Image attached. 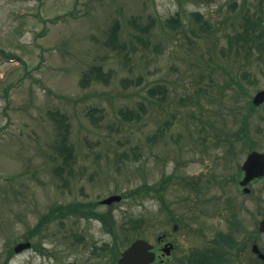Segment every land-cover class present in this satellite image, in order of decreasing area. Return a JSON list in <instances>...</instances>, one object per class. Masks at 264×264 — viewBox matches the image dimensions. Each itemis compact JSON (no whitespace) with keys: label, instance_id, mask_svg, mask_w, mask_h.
Instances as JSON below:
<instances>
[{"label":"rangeland","instance_id":"rangeland-1","mask_svg":"<svg viewBox=\"0 0 264 264\" xmlns=\"http://www.w3.org/2000/svg\"><path fill=\"white\" fill-rule=\"evenodd\" d=\"M243 16L258 26L237 43ZM261 28L264 0H0V49L13 56L0 55V264L50 207L71 201L111 209L130 241L165 233L164 264L214 233L240 241L258 230L264 178L249 193L237 181L250 145L264 151V102L249 108L264 88ZM243 72L242 92L227 82ZM246 112L249 142L228 144ZM61 115L70 164L54 148ZM159 184L160 195L124 196ZM110 194L122 199L99 203ZM110 239L96 219L54 218L8 264H107L90 249ZM238 253L236 264L251 263L249 245Z\"/></svg>","mask_w":264,"mask_h":264},{"label":"trees","instance_id":"trees-1","mask_svg":"<svg viewBox=\"0 0 264 264\" xmlns=\"http://www.w3.org/2000/svg\"><path fill=\"white\" fill-rule=\"evenodd\" d=\"M244 18V22L245 24H241L242 26V30L239 32H236V36L235 39L237 41V43L239 41H243V42H247L251 39V35L253 34V30L256 26H258V23H251L253 22V20L251 18H249L248 16H243ZM170 21H177L176 17H172V19L169 20ZM153 23H148L145 27L149 28L150 26H152ZM260 24V23H259ZM262 28L259 30L261 31ZM117 25H114L113 27H111L110 31H109V41L111 43H113L116 40L117 37ZM256 34V32H254ZM260 37L261 39H264V30H262L260 32ZM256 46L259 47H263L264 46V40H259L255 43ZM246 45H242L239 44L237 46V48H248V50H251L252 45L249 44L248 47ZM0 55L2 57H6V58H13V56L8 55L4 50L0 49ZM261 60V59H260ZM264 64V58H262L261 60ZM90 74H93L94 77L98 76L100 77V72H99V68L98 67H93L92 70L89 72ZM88 73H86L84 75V81L86 80V76L89 78L90 76L87 75ZM247 77V74L245 72L239 73L238 75H236V77H230V80L227 82L228 85L233 83L236 86H238L241 91H244V87L242 85V80ZM6 93V92H5ZM255 106H253L251 103H249V108L252 109ZM249 116V112H246L244 114H242V118H241V123L239 125V127L233 132L234 134V138L233 135L231 134L229 136V133L227 134L226 138L224 140L228 141V144L230 142V144H232L236 139H237V135L240 134V138L243 139V137L246 136L245 140L249 142V125H248V117ZM64 116L61 115L60 119L56 121V123L58 124V136L59 139H57V143H60L59 145H57V143L54 145V148L56 150H58V153L61 155L62 157V161L63 163H68L70 164L69 160L72 157V147L71 145L67 142V134L66 132H62L63 129V125L64 123ZM251 148L253 147L252 145H250ZM231 151V149H230ZM185 181V179H184ZM161 184L153 187V186H146V187H140L137 188L135 190L130 191L129 193H125L124 196L126 195H137V194H148L150 191H153L155 193H159V190L161 188ZM97 203L93 202V201H71V202H67V203H59L56 205H53L52 207L49 208V210L43 214L41 217H39L38 221L35 223V225L33 227H30L28 230V234H26L24 236L25 240H28L30 238V235L37 232L38 230H40L48 221H50L51 219L54 218H58L61 221H65V219H69L70 217H74L76 219H80V218H92V219H96L98 221H100L102 223L103 229L106 233H108L111 237L110 241H103L101 243H97V242H93L90 252L91 258H94L95 260H97L100 263H104L106 262L107 264H117V258L120 255V250L121 247L126 245L127 243H129L130 239L128 240L127 238V234L128 231L126 230V228L124 227V224H121L119 229L116 226V220L114 215L112 214L111 209H107L106 211H99L97 208ZM133 219H130L129 221L131 222ZM140 222H137V225H139ZM130 227L128 228H136V226L129 224ZM126 230V231H125ZM32 247H37L36 244L32 243ZM14 251L12 250H8V254L5 257V259L3 260V262L1 264H8V261L11 259V256L13 255ZM97 264V263H95Z\"/></svg>","mask_w":264,"mask_h":264},{"label":"flooded vegetation","instance_id":"flooded-vegetation-1","mask_svg":"<svg viewBox=\"0 0 264 264\" xmlns=\"http://www.w3.org/2000/svg\"><path fill=\"white\" fill-rule=\"evenodd\" d=\"M261 178H264V176ZM259 179L255 178L251 180L248 185ZM263 217L264 212L261 214L260 219L256 221L258 230L247 233L240 241H237L231 234L228 235L222 232L214 233L212 237H206L208 241L203 247L190 248L186 253H183L182 258H178L176 264H236L238 259L241 258V255L238 253V248L241 247L244 250L248 245L250 246V255L252 256L251 263L249 264H264V243L259 244V239L264 237V230L259 229V222ZM165 243H171L168 241L167 235L165 233L158 235L153 249L159 251V254L155 252L157 256L155 260H158L159 264H164L162 263L163 259L161 256L164 255ZM172 249L173 244L168 253L165 251L167 257L171 254ZM225 251H228V254Z\"/></svg>","mask_w":264,"mask_h":264},{"label":"water","instance_id":"water-1","mask_svg":"<svg viewBox=\"0 0 264 264\" xmlns=\"http://www.w3.org/2000/svg\"><path fill=\"white\" fill-rule=\"evenodd\" d=\"M264 101V89L258 90L252 97V102L255 105ZM241 169L244 171L243 178L239 181L240 185H246L252 178L264 175V152L257 150L250 151L244 159ZM244 191H248L245 187ZM121 196L112 194L101 200V203L109 204L113 201H119ZM260 229L264 230V218L260 221ZM30 246L29 241L19 242L14 246V251L18 252ZM153 245L143 238H136L121 252L117 260L118 264H149L155 258V253L152 251ZM171 244L165 246L167 253Z\"/></svg>","mask_w":264,"mask_h":264}]
</instances>
